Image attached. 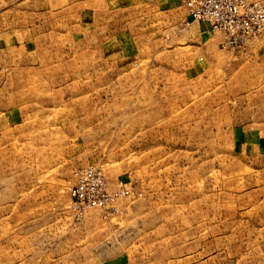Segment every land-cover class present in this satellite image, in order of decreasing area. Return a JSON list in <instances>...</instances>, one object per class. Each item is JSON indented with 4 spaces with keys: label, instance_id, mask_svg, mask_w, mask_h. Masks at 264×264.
Segmentation results:
<instances>
[{
    "label": "rangeland",
    "instance_id": "374dc122",
    "mask_svg": "<svg viewBox=\"0 0 264 264\" xmlns=\"http://www.w3.org/2000/svg\"><path fill=\"white\" fill-rule=\"evenodd\" d=\"M219 41L181 0H0V264H264V37ZM86 166L131 195L76 220Z\"/></svg>",
    "mask_w": 264,
    "mask_h": 264
},
{
    "label": "built area",
    "instance_id": "2783aa9c",
    "mask_svg": "<svg viewBox=\"0 0 264 264\" xmlns=\"http://www.w3.org/2000/svg\"><path fill=\"white\" fill-rule=\"evenodd\" d=\"M188 22L207 24L220 35L226 50H246L264 37V4L257 0H182ZM65 209L76 220L91 211L103 214L116 210L117 202L131 195L122 181L112 185L105 172L94 166L75 169L68 189Z\"/></svg>",
    "mask_w": 264,
    "mask_h": 264
},
{
    "label": "crops",
    "instance_id": "0c3cea01",
    "mask_svg": "<svg viewBox=\"0 0 264 264\" xmlns=\"http://www.w3.org/2000/svg\"><path fill=\"white\" fill-rule=\"evenodd\" d=\"M182 1V0H181ZM184 7V6H183ZM189 21V19H188V17H187V14H186V26H190V25H193V24H199V22H188ZM201 24H203L204 26H205V28H206V31H207V33H211L210 31H209V29H208V26H207V24H204V23H201ZM212 34V33H211ZM213 36H216V37H218L219 39H220V41H219V45L221 46V37H220V35H215V34H212ZM222 48V47H221Z\"/></svg>",
    "mask_w": 264,
    "mask_h": 264
}]
</instances>
